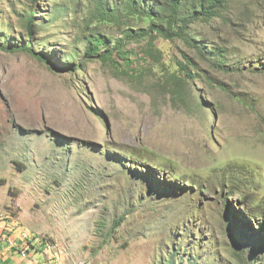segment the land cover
<instances>
[{
	"label": "rangeland",
	"instance_id": "374dc122",
	"mask_svg": "<svg viewBox=\"0 0 264 264\" xmlns=\"http://www.w3.org/2000/svg\"><path fill=\"white\" fill-rule=\"evenodd\" d=\"M228 1L190 28L203 57L159 38L117 70L84 58L122 38L84 2L0 0V45L29 42L37 10L50 60L0 50V237L30 257L0 243V264H264V0Z\"/></svg>",
	"mask_w": 264,
	"mask_h": 264
},
{
	"label": "trees",
	"instance_id": "16d2710c",
	"mask_svg": "<svg viewBox=\"0 0 264 264\" xmlns=\"http://www.w3.org/2000/svg\"><path fill=\"white\" fill-rule=\"evenodd\" d=\"M32 1L39 2L41 0ZM69 1L71 3L67 12L70 15L75 13V3L84 2L86 4L88 30L92 29L93 32L95 30L93 28L105 25L116 26L122 32V38L115 41L101 34L92 33L95 36L90 37L85 47L84 58L109 63L117 70L121 66V60L125 61L128 67L134 62L132 58L135 53L127 51L128 45L149 43L150 46L154 47L159 38L171 42L181 40L203 57V47L189 34L191 26L199 20L209 22L214 18H223L224 11L229 7L228 0H120V5L114 4L115 0ZM37 14V10H31L27 18L26 29L29 32V42L26 39L24 41L27 43L20 42L17 46H13L14 48L0 45V50L13 53L23 51L34 55L40 61H48L46 55L36 52L33 48V27L36 25ZM70 57L67 60H71ZM185 61L186 63H181L178 69L180 77L175 74L170 75L175 96L181 99L186 96L185 87H181L183 81L189 84L188 81L195 79L197 74V70L193 69L192 71V67L196 66L193 60L185 56ZM74 64L67 62L65 66L62 65L63 68L60 70L75 72ZM2 238L1 236L0 243L4 244L10 251L8 244L3 242ZM18 252L20 254V250Z\"/></svg>",
	"mask_w": 264,
	"mask_h": 264
},
{
	"label": "bare ground",
	"instance_id": "6f19581e",
	"mask_svg": "<svg viewBox=\"0 0 264 264\" xmlns=\"http://www.w3.org/2000/svg\"><path fill=\"white\" fill-rule=\"evenodd\" d=\"M6 243L8 244L9 250H10V245H13L14 247H11V250H14V249L17 250L18 249V250H20V254L22 255L23 259H27L28 258V254L29 253L20 244H18L17 241H13V242H10V243L6 242ZM21 249H23V250H21Z\"/></svg>",
	"mask_w": 264,
	"mask_h": 264
},
{
	"label": "crops",
	"instance_id": "0c3cea01",
	"mask_svg": "<svg viewBox=\"0 0 264 264\" xmlns=\"http://www.w3.org/2000/svg\"><path fill=\"white\" fill-rule=\"evenodd\" d=\"M4 241V240H3ZM6 243V242H5ZM4 250V247L2 246V244H0V252L1 251H3ZM2 254L0 253V256H1ZM0 263H1V261H0Z\"/></svg>",
	"mask_w": 264,
	"mask_h": 264
},
{
	"label": "built area",
	"instance_id": "2783aa9c",
	"mask_svg": "<svg viewBox=\"0 0 264 264\" xmlns=\"http://www.w3.org/2000/svg\"><path fill=\"white\" fill-rule=\"evenodd\" d=\"M11 247H14L13 245H10V251L9 252H11ZM20 249V248H19ZM21 250H23V249H21Z\"/></svg>",
	"mask_w": 264,
	"mask_h": 264
}]
</instances>
